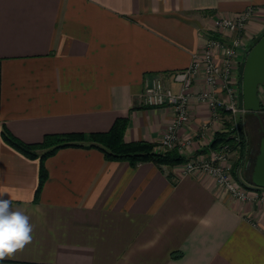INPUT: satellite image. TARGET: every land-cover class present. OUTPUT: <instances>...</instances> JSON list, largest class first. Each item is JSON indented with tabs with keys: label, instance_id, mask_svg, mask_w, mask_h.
Returning a JSON list of instances; mask_svg holds the SVG:
<instances>
[{
	"label": "crops",
	"instance_id": "1",
	"mask_svg": "<svg viewBox=\"0 0 264 264\" xmlns=\"http://www.w3.org/2000/svg\"><path fill=\"white\" fill-rule=\"evenodd\" d=\"M251 6L252 36L264 0H0V198L34 225L32 243L0 264H264V204L233 198L209 175L67 146L46 159L37 197L40 159L3 137L106 132L127 117V141L157 145L175 111L144 103L147 79L178 90L172 73L204 50L214 18ZM206 87L199 76L178 130L192 140L188 157L225 127L196 97Z\"/></svg>",
	"mask_w": 264,
	"mask_h": 264
},
{
	"label": "built area",
	"instance_id": "2",
	"mask_svg": "<svg viewBox=\"0 0 264 264\" xmlns=\"http://www.w3.org/2000/svg\"><path fill=\"white\" fill-rule=\"evenodd\" d=\"M252 15H256V10L251 6L234 18H214L212 28L205 33L204 50L193 55V61L189 66L172 73V81L179 86L178 90L166 85L160 76L147 79L143 93L144 103L150 107L169 105L175 111V118L163 134L156 149L166 150L177 147L183 153L189 149L191 138L181 140L178 130L190 122L189 107L194 96V83L199 76L203 77L207 87L200 90L196 97L211 109L214 116H217L221 109H225L243 117V112L246 109L239 106V83L233 80L234 69L241 63L240 60L233 58L235 56L234 49L239 45V41H234L232 45L225 44L219 37L218 31L220 28L228 27L243 28L250 21ZM220 50L226 51L224 60L219 59ZM262 93L264 92L262 91ZM261 107L263 109L262 104ZM212 150L211 153L207 152L211 155L209 158L207 157V160L194 159V157L182 163L179 173L181 175L190 173L209 175L215 184L226 188L233 198L244 202L254 201L264 204V189L250 190L243 183L244 187L239 185L229 171V167L222 163L225 160V153L221 149ZM198 156L200 155L198 154Z\"/></svg>",
	"mask_w": 264,
	"mask_h": 264
},
{
	"label": "trees",
	"instance_id": "3",
	"mask_svg": "<svg viewBox=\"0 0 264 264\" xmlns=\"http://www.w3.org/2000/svg\"><path fill=\"white\" fill-rule=\"evenodd\" d=\"M224 111V110H223ZM222 111V112H223ZM240 117L239 123L233 125L226 121V126L223 130L216 132L211 143V147L219 149L223 143H231V146H236L240 151V160L238 166H241L245 157L250 156L252 147L248 143L247 133H245L244 124ZM129 120L127 117H118L111 129L106 132H91V133H48L45 134L42 141L36 143H27L8 130H4L3 137L7 143L11 144L23 155L30 158L40 159V178L39 185L36 189V196L40 194L44 182L48 177V172L45 167L46 159L57 153V151L67 146H90L101 149L107 158L112 160H125L128 163L137 165L143 162H154L159 166H175L189 161L194 157H188L177 147H172L166 150L156 149V144L148 140L127 141L125 132L128 127ZM207 151L203 150L202 152ZM245 166V164H244ZM242 168V167H241ZM245 181L249 179V170H246Z\"/></svg>",
	"mask_w": 264,
	"mask_h": 264
},
{
	"label": "rangeland",
	"instance_id": "4",
	"mask_svg": "<svg viewBox=\"0 0 264 264\" xmlns=\"http://www.w3.org/2000/svg\"><path fill=\"white\" fill-rule=\"evenodd\" d=\"M263 9L261 10V12L263 11ZM258 16L252 15L250 18V21L243 28L239 27V29L238 28L232 29V28L228 27V28H220L219 29V31H218L219 37L221 38V40H223L225 42V44L232 45V43L234 41H239L238 42L239 45L234 49V51H235V53H234L235 56L233 57L234 59L241 61L240 57L243 54V52L245 51V49L247 48V46H249L248 44L253 40V38H255L258 34H260L261 31L264 29V14H261L260 16H262L261 18H263L262 19L263 20L262 21L263 26L261 28H263V29L262 30L260 29L259 31H257V33L253 34L252 36H254V37L251 36L252 33H250V31H249L250 24L253 21V19L258 17ZM226 17L234 18L231 16H226ZM226 17H223V18H226ZM215 18H217V17H215ZM214 20H213V22H214ZM218 55H219V59L224 60V58H226V51L220 50ZM237 70H238V66H236V68L234 69V72H235V74L233 76L234 82H238L239 74H236V72H238ZM262 91L264 92V86H260V90H259V95H260V98L262 99L261 104L263 106V109L260 110V116H261V119L263 120V123H264V93H262ZM215 117L216 118L223 117L224 126H226V121L228 122V124L233 123V125H237L239 123L240 114H235L232 111H227L225 109H221L218 112V115ZM241 119L243 121L242 123L244 124L245 133H247L249 145L251 147H253V146L256 147L260 143L262 136H264V131L259 130L260 128H262L261 120H259V118L256 115H254V113L252 111H248L247 109H246V111L243 112V117ZM263 128H264V126H263ZM209 147H211V144L209 145ZM219 149H221L225 153V160L222 163L229 167V171H231L232 176L235 179V181L239 185L243 186V184L240 182L239 177H238V170L240 171V176L243 179H245L246 171L244 170V168H245L244 164H246L248 161L247 155H246L245 160L243 161L242 165L238 166V163L240 160L239 148H237L236 146L234 147L233 145L231 146V143H229V142H227V143L225 142L219 147ZM219 149H215V148L211 147V148L207 149V151H204L202 154H199L200 156L197 157V155H196L194 159L200 158V159L207 160V157L209 158V156H211L209 154V153H211L210 152L211 150L214 151V150H219ZM208 151H209V153H207ZM181 165L182 164H180L179 166H181Z\"/></svg>",
	"mask_w": 264,
	"mask_h": 264
},
{
	"label": "water",
	"instance_id": "5",
	"mask_svg": "<svg viewBox=\"0 0 264 264\" xmlns=\"http://www.w3.org/2000/svg\"><path fill=\"white\" fill-rule=\"evenodd\" d=\"M248 45L238 70L239 106L252 111L261 120L259 130L264 131L259 95L260 86H264V29ZM245 169L249 170V179L245 181L238 170L240 182L252 189H264V136L256 147H252Z\"/></svg>",
	"mask_w": 264,
	"mask_h": 264
},
{
	"label": "clouds",
	"instance_id": "6",
	"mask_svg": "<svg viewBox=\"0 0 264 264\" xmlns=\"http://www.w3.org/2000/svg\"><path fill=\"white\" fill-rule=\"evenodd\" d=\"M8 195L0 193V197ZM26 210L12 208V200L0 198V261L14 258L33 241L34 225Z\"/></svg>",
	"mask_w": 264,
	"mask_h": 264
}]
</instances>
